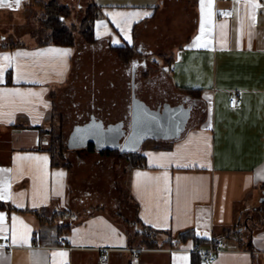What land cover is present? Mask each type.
I'll return each instance as SVG.
<instances>
[{"label": "crops", "instance_id": "obj_1", "mask_svg": "<svg viewBox=\"0 0 264 264\" xmlns=\"http://www.w3.org/2000/svg\"><path fill=\"white\" fill-rule=\"evenodd\" d=\"M50 1L4 0L0 25L32 9L38 23ZM58 1L81 17L91 1L99 8L94 42L41 43L46 32L10 43L0 36V245H11L0 248V264H264V0H211V8L205 0L203 15L201 0ZM164 21L176 29L166 30ZM81 45L97 60L118 59L117 51L131 48L132 75L136 64L153 68L202 105L184 136L142 144L140 165L127 172L134 219L125 225L77 198L69 157L59 150L58 160L50 149L49 128L61 114L57 99L75 79L84 80L74 72L82 67ZM90 68V83L106 80L104 66ZM234 95L241 105L230 108ZM49 220L70 223V232L57 237L43 226ZM145 227L157 231L156 244L142 230L140 239L128 238V228ZM188 231L207 241L199 247L224 242L212 263L192 256L191 237L170 245Z\"/></svg>", "mask_w": 264, "mask_h": 264}, {"label": "rangeland", "instance_id": "obj_2", "mask_svg": "<svg viewBox=\"0 0 264 264\" xmlns=\"http://www.w3.org/2000/svg\"><path fill=\"white\" fill-rule=\"evenodd\" d=\"M38 12L33 9L32 11L27 10L18 15L15 21H5L4 25H0V36L4 37L6 43L19 39H27L31 36L34 38L43 37L47 31L42 29L39 22L37 23L35 20L38 16L36 13ZM81 18V14L78 15V12L75 10L71 18L66 20L68 26L76 28V36H78L77 29ZM168 22L164 21L166 30L168 28L170 30L176 29L174 26L173 29L172 25ZM174 22L178 23L179 21ZM180 28L182 27L179 26ZM80 44L83 43L80 42ZM80 49H86L79 59L82 67L80 69L75 68L74 72L79 76H83L84 80L75 79L73 87H70V90L61 96V100L59 95L55 113L61 114L57 118L58 120L56 119L57 122L49 128V130L51 129L48 137L49 144L52 147L55 158H58V160H61V155L59 152L57 153V148L62 152V156L66 155V157H69V164H72L73 168L70 180L75 187L77 198L84 199L85 203L83 204L94 203L107 208L109 212L115 214L118 220L122 222V225H125L126 219L130 221L134 219V207L126 204L127 200H130L127 172L137 164L136 160L140 155V150L134 152V154H121L118 151L105 154L90 150L70 151L66 146V142L73 127L89 122L91 117L95 119L96 123L100 120L101 125L106 128L118 123L120 120L128 122L132 92V68L133 61L135 60L134 51H130L129 58L123 57L121 53L115 50L119 56L118 59L105 54L103 59L97 60L93 59V56L89 54L88 47L81 45ZM153 57L158 62H162L160 56L154 54ZM98 61L101 62L97 64ZM104 61L105 63H103ZM91 65L94 68L100 65L104 66L106 80L103 81L100 78V80L97 79L94 83H90L88 81L89 77L95 78V75L90 74L92 72ZM110 67L112 68V77L108 75ZM112 81L113 85L110 87L109 85ZM134 84L136 98L138 100L141 97L146 98L152 104L151 107L159 111L165 107L176 110L183 105H185V109L192 104L193 107L195 106L191 98L186 99L183 93L176 92L170 88L165 77L153 68L145 70L136 64ZM152 141V139H147L144 145L147 147ZM141 230L139 228V233H136L135 229L128 228L126 233L129 239L136 240L137 238L140 239Z\"/></svg>", "mask_w": 264, "mask_h": 264}, {"label": "water", "instance_id": "obj_3", "mask_svg": "<svg viewBox=\"0 0 264 264\" xmlns=\"http://www.w3.org/2000/svg\"><path fill=\"white\" fill-rule=\"evenodd\" d=\"M131 83L129 122L120 120L106 128L100 120L96 123L91 117L89 122L73 127L66 142L68 149L86 148L92 143L97 151L109 149L120 153L136 152L147 139H175L184 136L202 109L197 102L194 110L165 107L159 111L136 98L134 75Z\"/></svg>", "mask_w": 264, "mask_h": 264}, {"label": "trees", "instance_id": "obj_4", "mask_svg": "<svg viewBox=\"0 0 264 264\" xmlns=\"http://www.w3.org/2000/svg\"><path fill=\"white\" fill-rule=\"evenodd\" d=\"M72 10L68 5L59 3L58 0H51L49 3L45 4L43 6L42 14L38 18V22L42 29H45L47 31L45 39L41 41V43H52L55 45H64V46H72L75 43H77L78 40L81 39V42L84 44L92 43L95 41L94 34H93V23L96 18L99 17L100 11L99 8L91 1L85 11L84 14L79 21V26L77 29L78 36H76L75 33V27L74 26H68L66 24V20L71 17ZM79 38V39H78ZM130 51L131 48H129L126 52L121 53L123 57H130ZM129 52V55L127 56ZM126 58V59H127ZM51 130V129H50ZM49 130V131H50ZM52 150V147H50ZM90 151H97L93 144H89L87 147ZM113 151L118 150H109V149H103L101 151H97L98 153H112ZM53 152V150H52ZM60 151L57 148V153ZM119 152V151H118ZM120 153V152H119ZM121 154H134V152H128V153H121ZM142 160V157H138L136 160V165H140ZM134 165V166H136ZM64 212V211H60ZM67 212V211H65ZM44 227H47V229H55V234L57 237L67 235L70 232L71 224L68 222L55 224L52 221L44 222ZM47 231L41 230L40 234L43 235ZM157 231L145 227L142 229L141 235H143V238L146 242L150 243V246L156 244V235ZM193 238L195 242V246H200L207 242L206 240L198 239L193 235L192 232L188 231L185 233H181L177 236V238H171L168 239L170 245L177 246L179 243L186 241L188 238ZM196 255L199 257V261L202 259V254L200 253H192V256ZM195 262V261H194ZM192 262V264H194Z\"/></svg>", "mask_w": 264, "mask_h": 264}, {"label": "built area", "instance_id": "obj_5", "mask_svg": "<svg viewBox=\"0 0 264 264\" xmlns=\"http://www.w3.org/2000/svg\"><path fill=\"white\" fill-rule=\"evenodd\" d=\"M228 105L230 108L239 107L241 105V100L239 99L237 95H234L228 100ZM8 247H11L10 242L8 240L5 241L4 244L0 245V248H8ZM223 247H224V242L221 240H216V241L210 242L209 245L204 248L195 246L193 247L192 251L202 254L203 262L212 263L215 260V257H214L215 254L217 252H220L223 249ZM100 259L102 261H105L106 256L101 255Z\"/></svg>", "mask_w": 264, "mask_h": 264}, {"label": "snow or ice", "instance_id": "obj_6", "mask_svg": "<svg viewBox=\"0 0 264 264\" xmlns=\"http://www.w3.org/2000/svg\"><path fill=\"white\" fill-rule=\"evenodd\" d=\"M15 2L18 5L20 3V0H15ZM0 6H5L4 0H0ZM204 6H205V0H201V12H202V15H203V11H204ZM211 6H212L211 5V0H208V7L211 8ZM251 7L256 8V7H258V5L255 4V3H252L251 4ZM223 14L224 15H228L229 13H223ZM127 15H136V16H139V15H141V13H129ZM148 15H150V13H148V12H144L143 13V16H148ZM202 27H203V24H202ZM221 27L223 28L224 25H221ZM197 39H199V37ZM53 51H55V50H53ZM64 55H67V53L65 52ZM0 219H3V217H0ZM13 242L15 243V238H13ZM53 255L65 256L66 253H54Z\"/></svg>", "mask_w": 264, "mask_h": 264}, {"label": "flooded vegetation", "instance_id": "obj_7", "mask_svg": "<svg viewBox=\"0 0 264 264\" xmlns=\"http://www.w3.org/2000/svg\"><path fill=\"white\" fill-rule=\"evenodd\" d=\"M181 107L186 108L185 105H183V106H181ZM190 108H192L191 105H190L189 107H187V109H190ZM126 117H127V116H126ZM91 119H92V118H90V120H91ZM129 120H130V114H129ZM129 120H128V122H129ZM90 144H92V143H90ZM87 147H88V146H87ZM87 147H86V148H87Z\"/></svg>", "mask_w": 264, "mask_h": 264}]
</instances>
